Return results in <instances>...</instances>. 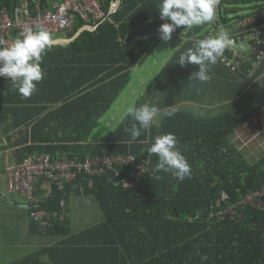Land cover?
Wrapping results in <instances>:
<instances>
[{
    "label": "trees",
    "instance_id": "1",
    "mask_svg": "<svg viewBox=\"0 0 264 264\" xmlns=\"http://www.w3.org/2000/svg\"><path fill=\"white\" fill-rule=\"evenodd\" d=\"M115 1L100 0L106 14ZM17 2L0 0V7L12 10ZM158 4L159 0H121L118 10L100 24L77 18L73 31L62 38H72L86 25L98 26L68 46H52L44 56L41 65L44 79L29 102L22 100L31 105L40 97L44 102L41 109L26 114L16 126L32 127V145L24 149V158L36 152L58 160L80 161L92 155L133 156L137 163L147 165L148 171L139 178V183L133 174L136 169L126 167L118 169L119 175L108 171L92 181L81 176L64 191L54 190L43 207L59 213L47 235L61 239L18 264H202L201 255L208 256L203 264H264V212L246 209L239 220L222 223L208 220L210 207L220 200L223 192L235 201L264 187V162L249 166L229 142L230 135L244 124V116L222 112L206 117L190 109L174 108L172 117H165L160 125L154 123L135 141L128 131L134 121L127 116L114 131L100 139L99 146L87 145L91 138L100 136L96 137L94 132L130 84L132 67L142 65L157 45V30L165 22L159 17ZM211 23L193 29L178 28L173 34L186 37L181 52L206 37L205 28ZM189 68L198 66L182 67L175 62L135 106L149 103L159 109L172 107L176 96L182 93H169L163 80L179 75L182 81L180 71ZM161 90L167 91L164 99L157 95ZM17 99L23 98L13 89L11 81L0 78V106L9 107ZM52 105L57 107L50 111ZM44 113L47 115L36 121ZM45 126L62 131L63 135L54 138L51 133L44 138ZM165 133L177 137L191 165V178L183 182L171 174L153 171L157 157L149 155L146 149L156 135ZM43 143L52 146L43 147ZM59 151H66V155H59ZM157 175L162 179H157ZM73 187L78 194L94 196L104 215L102 222L77 233L71 231L68 210ZM64 198L65 208L61 206ZM43 257L48 260L43 261Z\"/></svg>",
    "mask_w": 264,
    "mask_h": 264
},
{
    "label": "built area",
    "instance_id": "2",
    "mask_svg": "<svg viewBox=\"0 0 264 264\" xmlns=\"http://www.w3.org/2000/svg\"><path fill=\"white\" fill-rule=\"evenodd\" d=\"M240 2L254 4V7L241 15L235 8ZM117 10V4L113 3L106 14L100 0H18L12 10L0 7V47L10 46L21 31L36 23L44 25L54 39L62 33H71L77 18L100 24ZM222 32L229 33L234 39V47L226 49L217 62L231 74L245 73L249 80H255L264 68V0H219L216 18L208 26V36L215 37ZM244 46L248 49H239ZM126 167L136 169L133 174L138 177L137 183L148 171L147 165L137 163L133 156L92 155L80 161L32 154L22 163L6 168L8 192L28 200L30 221L39 233L46 235L59 218L58 212L43 207L54 195V190L64 191L81 176L92 181L108 171L119 175L118 169ZM61 206L67 207L65 198ZM246 209L264 212V187L235 201L223 192L220 200L210 207L208 220L218 223L239 220Z\"/></svg>",
    "mask_w": 264,
    "mask_h": 264
},
{
    "label": "crops",
    "instance_id": "3",
    "mask_svg": "<svg viewBox=\"0 0 264 264\" xmlns=\"http://www.w3.org/2000/svg\"><path fill=\"white\" fill-rule=\"evenodd\" d=\"M205 34L207 36L208 28ZM192 40L196 39L193 38ZM184 42L181 43V47L184 45ZM136 68L138 66H133L132 70ZM185 71L183 78L185 77L189 82L186 87V94L180 91L182 86L179 80L180 85L178 86V82L176 86L179 87V93L181 92L182 95L176 96L174 105L167 108V110L176 108V104H180L181 106L183 104L187 108L193 106L194 108L189 109L206 117H213L222 112L244 116V124L230 135L229 142L236 153L249 166L254 167L264 162V68L260 70L255 80H249L245 73L241 75L231 74L217 62L216 65L212 66L210 73L212 79L204 84L195 80H189L191 75L198 71V69L192 70L189 68ZM4 80L8 81L9 79ZM22 100L29 102V98H23L21 100L17 99L16 102L8 105L9 107L6 105L0 106V264H18L28 255L40 249L51 247L61 239L60 236L39 233L30 221L28 200L20 194L8 192L6 168L9 165L22 163L25 160L24 149L32 145V127L22 125L18 128L16 127L19 124L17 122L23 121L26 114L36 113L38 109H41L44 102L40 97L37 103L31 105H27ZM29 106H31L30 110H28ZM49 107L51 111L57 106L52 105ZM46 115L47 113H44L36 121L41 120ZM163 120L155 123L160 125ZM54 127L56 128V124ZM51 133L54 138H57V134L59 137L63 135L62 131L56 132L55 130H51L49 126H45L42 130V137L47 138ZM107 133L105 135L99 134L100 136L97 139L91 138L87 145L99 146L101 144L100 139L106 136ZM27 139L28 141H26ZM50 143L57 144V142ZM50 143H43L42 146H52L45 145ZM71 146L69 145V147ZM58 153L59 155L61 153L64 156L66 155V151H59ZM69 153H72V150H69ZM76 192V187H73L70 191L69 199L74 198L72 194H78ZM68 210L70 211L72 233L80 232L73 229L76 212L71 217V208ZM47 260V257H43V261Z\"/></svg>",
    "mask_w": 264,
    "mask_h": 264
},
{
    "label": "clouds",
    "instance_id": "4",
    "mask_svg": "<svg viewBox=\"0 0 264 264\" xmlns=\"http://www.w3.org/2000/svg\"><path fill=\"white\" fill-rule=\"evenodd\" d=\"M218 3L219 0H159L158 14L165 22L157 30L158 39L167 44L172 41V34L178 28L193 29L213 22ZM52 40L50 31L44 25L36 23L21 31L10 46L0 47V77L9 78L13 89L24 99L32 96L37 91V85L44 79L45 73L41 65L52 47ZM231 47H234V39L227 32L215 37L206 36L181 52L176 62L182 67L188 64L198 66V71L189 80L204 84L212 79V66ZM159 111L155 104L149 103L127 108L126 115L134 121L128 130L133 141L142 135V131L153 126ZM174 114V109L163 113L169 118ZM146 150L149 155L157 157L153 169L155 173L171 174L178 182L191 178V165L173 133L156 135L154 142ZM156 178L162 179V176L157 175ZM200 259L203 264L208 256L201 255Z\"/></svg>",
    "mask_w": 264,
    "mask_h": 264
},
{
    "label": "rangeland",
    "instance_id": "5",
    "mask_svg": "<svg viewBox=\"0 0 264 264\" xmlns=\"http://www.w3.org/2000/svg\"><path fill=\"white\" fill-rule=\"evenodd\" d=\"M254 7L251 3H237L235 8L237 12L241 15L248 13ZM207 28H205L206 30ZM205 32V31H204ZM67 36V33H62L56 37ZM184 38L172 34V41L169 43H164L159 40L158 44L154 47L153 51L146 58L145 62L138 66V68L132 70V80L126 89L121 93V97L118 98L116 103L110 108V110L102 117L100 120V125L94 132V135L98 137L99 134L105 135L108 131H114L127 117V108L136 105L137 101L144 96L149 87L158 80L161 76H166V71L174 65L176 56L179 57L181 54V43H183ZM240 50H247L248 46L240 47ZM186 72V71H185ZM182 72L181 74H185ZM179 75L172 77H165L163 80V85L170 92L179 91L180 81L178 79ZM188 81L185 77L181 81L182 93L186 94V87ZM158 97L164 99L167 96V91H158ZM177 109H189L194 108L190 106L187 108L185 105L176 104ZM158 116L156 118V123L163 120L165 116L164 112L168 111L167 108L159 109ZM70 198L69 209L71 208V217L75 213L73 229L75 231H81L92 225L97 224L103 219V213L101 212L99 205L94 196L85 194H72ZM85 211V212H84Z\"/></svg>",
    "mask_w": 264,
    "mask_h": 264
},
{
    "label": "water",
    "instance_id": "6",
    "mask_svg": "<svg viewBox=\"0 0 264 264\" xmlns=\"http://www.w3.org/2000/svg\"><path fill=\"white\" fill-rule=\"evenodd\" d=\"M115 3L117 4V8H119L121 0H116ZM96 26L93 25H86L79 29V31L72 37V38H59V39H53L52 40V46H68L71 43L75 42L84 32H93L96 30ZM3 79H9L6 76L0 77Z\"/></svg>",
    "mask_w": 264,
    "mask_h": 264
}]
</instances>
